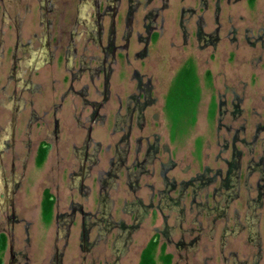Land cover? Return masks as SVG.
<instances>
[{
	"label": "rangeland",
	"instance_id": "1",
	"mask_svg": "<svg viewBox=\"0 0 264 264\" xmlns=\"http://www.w3.org/2000/svg\"><path fill=\"white\" fill-rule=\"evenodd\" d=\"M199 2L167 0L161 18L155 20L156 24L152 23L156 33L147 46V55L139 58L137 54L144 44L138 38L145 36L143 24L146 22L143 23L145 11L137 12L128 49L125 55L118 56L113 66L110 99L105 111L107 122L93 137L101 146L97 167L86 184L91 189L89 205L82 202L79 193L74 192L71 197L65 190V172L60 179V211L67 210L71 198L89 208L86 210L97 207L99 186L93 183L96 173L109 168L114 146L123 138L112 133L116 127L113 126L114 116L125 109L129 96L137 95L139 81H150L156 103L142 111L145 128L138 130L132 124L128 145L121 143L118 149L123 156L126 148L124 167L131 166L134 159L143 160L146 144H152L158 137L159 153L150 165L143 166L147 174L137 180L136 196L144 204H152V209L147 211L139 230L132 236L123 264L138 263L139 251L152 239L155 230L161 231L160 243L168 245L166 252L170 253L173 249L170 242L190 231H195L193 235L190 233L193 238L198 229L203 233L194 247L198 249L190 255L192 260L201 262L209 255L213 257L210 264H222L219 251L225 246L226 254L234 253L232 257L228 254V264H254L255 259H258L257 264H264V43L254 41L257 34L264 31V0H208L205 32L216 28L215 5L220 7V42L215 48H202L196 42L193 20L189 24V40L182 39L178 26L180 11L196 8ZM159 5L154 2L150 8ZM121 31L122 27L118 32ZM231 31L236 32L234 42ZM246 36L250 39L248 42ZM187 64L195 76L194 89L198 90V95L192 92L180 100L177 79ZM134 72L140 76L139 80L136 76L132 78ZM90 98H95L93 89H90ZM235 99L241 100L238 106L241 115L238 114L236 120L232 113ZM222 103L224 105L220 106ZM139 148L140 155L136 156L134 152ZM118 162L119 157H116L115 164ZM169 162H173L174 167L167 173L169 183H164L161 166ZM56 163L55 157H48L41 167L32 166L25 185L32 220L29 250L32 264H41L42 240H46L45 247L48 246L55 232L53 218L49 225L42 222L39 202L43 177L57 166ZM125 172L122 168L120 177L111 181L106 213L126 221L124 212L130 209L126 204L134 196L128 181H135V177L131 174L129 178ZM203 175L206 176L200 178ZM208 178H214V183L207 184ZM170 182L180 188L172 190ZM181 183H186V188ZM156 199L163 200L162 210L155 209ZM69 231L68 251L74 256L79 218ZM178 258L174 257V264H182ZM70 262L71 259L66 264Z\"/></svg>",
	"mask_w": 264,
	"mask_h": 264
},
{
	"label": "flooded vegetation",
	"instance_id": "2",
	"mask_svg": "<svg viewBox=\"0 0 264 264\" xmlns=\"http://www.w3.org/2000/svg\"><path fill=\"white\" fill-rule=\"evenodd\" d=\"M154 2L160 5L150 8ZM166 7L167 0H0V264H32V220L25 185L32 166L41 167L48 157H55L57 166L43 177L39 207L45 225L53 218L55 232L48 246L42 240L41 264H66L69 259V264H123L132 236L152 204L146 205L136 196L137 180L147 174L142 161L136 158L131 166L124 167L126 148L123 156L118 149L121 143L128 145L132 124L138 130L145 128L140 109L146 102L142 99L141 103L138 94L149 89L150 81H140L136 86L140 93L129 96L123 112L114 116L112 133L123 138L114 146L109 168L96 173L93 183L99 186L97 207L86 210L89 208L71 198L67 210L60 211V179L65 172V190L70 195L79 193L82 202L89 205L91 189L86 184L97 167L101 146L93 137L107 122L113 66L128 49L137 12L145 11L143 23L149 21L143 24L145 36L138 38L146 56L156 33L152 23L161 18ZM139 53L138 58L143 57ZM135 76L139 77L137 72ZM90 89L94 99L90 98ZM140 151L135 150L136 156ZM116 157L119 162L115 164ZM122 168L129 178L131 174L135 177V181L127 182L134 196L126 204L130 207L124 212L126 221L106 213L111 181L120 177ZM46 193L52 201L47 220L42 211ZM162 201L158 199L155 209H163ZM78 218L77 251L72 256L68 251L69 230ZM190 233L195 231L170 242L173 249L167 253L168 245L160 243L161 231L155 230L151 240L157 242L156 264H161L158 259L163 246L170 264H174L175 256L182 264H210L213 257L209 255L201 262L192 260L190 255L198 249L194 247L203 232L198 229L193 238ZM146 245L139 251L138 262ZM228 254L232 257L234 253ZM228 254L225 246L220 248L222 264H228Z\"/></svg>",
	"mask_w": 264,
	"mask_h": 264
},
{
	"label": "trees",
	"instance_id": "3",
	"mask_svg": "<svg viewBox=\"0 0 264 264\" xmlns=\"http://www.w3.org/2000/svg\"><path fill=\"white\" fill-rule=\"evenodd\" d=\"M208 0H200L199 5L196 8H183L181 10L179 20H178V26L182 34V39L184 42L189 40V37L191 36L189 24L193 20L195 32L193 33V36L196 39V42L202 45V48H215L219 42H220V25H219V13H220V7L219 4L215 5V12H214V25L215 29L207 33L205 32V28L207 27V23L205 22V16L204 13L208 9L207 5ZM218 3V2H217ZM231 33L234 35L232 38V42L236 40L235 31H231ZM252 38V37H251ZM254 38V37H253ZM246 41L248 42L249 37H245ZM255 43H264V31L262 30L261 33H258L257 36L255 37ZM252 46L254 45L253 43H250ZM143 50L139 53V56H143ZM134 78V77H133ZM140 76L135 79L139 80ZM177 83L179 87L178 95L180 96V100L185 99L186 97L190 96V93L194 92L196 93V96L198 95V90L194 89L195 87V76L193 74V71L189 64H187L182 72L180 73ZM140 82V81H139ZM138 82V83H139ZM149 84V82H148ZM143 93H140V91L137 89V94H138L139 99H144L145 104H142L140 111H142L145 107L154 105L156 103V97L154 96L153 92V86L149 84V89H143ZM241 100L235 99L233 101V108L235 109L233 113L234 120L238 118V114L241 113V111L238 110V106ZM129 102H131L129 100ZM224 104H220V106H223ZM221 108V107H220ZM258 133L256 134V136ZM158 138V137H157ZM155 138L156 140L152 142V144L147 145V150L145 153V156L142 160V166H148L151 164L153 157L156 156L159 153V148H158V139ZM254 142V141H253ZM254 144V143H253ZM251 145V144H250ZM252 146V145H251ZM167 152V149H164ZM252 148L249 149L251 153ZM151 154V155H150ZM149 156V157H148ZM43 157L38 159V164L42 162ZM174 167L173 162H169L167 164H163L161 166V171H160V176L161 179H163V182L169 183L168 178H167V173L169 170H171ZM206 175L201 176L200 178H204ZM171 183V182H170ZM214 183V178L207 179V184H212ZM181 186H187L186 183H181ZM172 190H178L180 187H176L173 182L170 185ZM51 209H52V201L50 200V196L46 193L44 195V201L42 203V211H43V218L44 219H49L50 214H51ZM156 247H157V242L154 240H150L146 247L143 249L141 255H140V260L138 264H156L157 263V258H156ZM3 248V245L0 247ZM165 247L163 246L161 249V254L159 256V261L161 264H170L171 258L170 255H166L164 253Z\"/></svg>",
	"mask_w": 264,
	"mask_h": 264
},
{
	"label": "crops",
	"instance_id": "4",
	"mask_svg": "<svg viewBox=\"0 0 264 264\" xmlns=\"http://www.w3.org/2000/svg\"><path fill=\"white\" fill-rule=\"evenodd\" d=\"M123 112V111H122Z\"/></svg>",
	"mask_w": 264,
	"mask_h": 264
}]
</instances>
